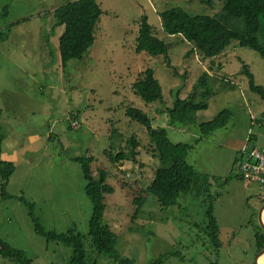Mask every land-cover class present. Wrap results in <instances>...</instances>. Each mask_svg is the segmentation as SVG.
<instances>
[{
  "label": "rangeland",
  "instance_id": "374dc122",
  "mask_svg": "<svg viewBox=\"0 0 264 264\" xmlns=\"http://www.w3.org/2000/svg\"><path fill=\"white\" fill-rule=\"evenodd\" d=\"M67 1L0 0L2 157L15 165L5 187L10 197H3L0 189V237L22 250L31 264H69L72 248L35 233L19 197L34 203L35 216L46 230L72 228L86 235L92 204L75 158L92 156L94 176L104 169L105 182L113 188L104 195L103 221L115 233L119 256L134 264H154L161 255L160 264H256L262 248L255 236L264 232L259 219L264 188L236 176L230 160L233 149L245 144L264 146V100L249 88L242 67L247 65L254 83L264 88V59L232 41L210 62L190 42L163 32L160 11L184 4L189 13L214 15L222 8L220 0L212 5L199 0H97L102 12L94 42L82 59L63 68L58 49L62 27L53 28L52 10ZM142 16L169 44L171 66L163 55L135 51ZM148 67L161 85V101L146 103L133 90ZM204 71L216 92L206 97L207 109L197 112L195 123L172 122L166 108L177 96L189 95ZM228 81L231 85L225 86ZM127 106L147 113L152 126L164 127L174 143H195L200 123L224 108L232 112L227 125L203 136L187 155L207 176L209 192L198 194L201 185L195 178L193 193L166 207L147 192L158 158L148 150L146 128L126 115ZM131 136L140 142L135 158L116 161L108 156L126 147ZM252 186L256 189L250 190ZM137 197L144 200L138 211ZM210 204L219 247L207 228ZM85 246L90 249L89 241ZM0 264L19 263L0 255ZM96 264L118 263L101 253Z\"/></svg>",
  "mask_w": 264,
  "mask_h": 264
},
{
  "label": "trees",
  "instance_id": "16d2710c",
  "mask_svg": "<svg viewBox=\"0 0 264 264\" xmlns=\"http://www.w3.org/2000/svg\"><path fill=\"white\" fill-rule=\"evenodd\" d=\"M199 1L212 5V0ZM220 1L222 2V8L214 15L189 13L181 6L184 4L160 11L161 28L166 34L177 35L182 40L190 42L192 50H197L210 62H213L214 58L222 54L232 41H236L239 47H249L257 51L264 59V0ZM101 12L97 0H71L52 10L53 28L62 27L58 36V49L63 68L72 59H82L84 53L91 47L95 39L94 32ZM2 36L3 31L1 30L0 38ZM135 41L136 52L145 51L150 55H163L166 64L171 66L168 56L169 44L155 35L153 26L148 23L146 16L141 17ZM242 67L243 72L248 77L249 88L258 93L264 100V88L254 83L253 74L247 65L243 64ZM208 77L209 73L204 71L198 77V81L189 95L184 98L177 96L173 101V105L166 108L172 122L195 123L197 112L207 109L206 97L216 93L212 91ZM230 85V81H228L225 86ZM132 87L134 92L146 103L162 100L161 85L154 74V70L150 67L144 69L138 75ZM200 93L201 98H197ZM126 115L146 128L150 138L148 150L158 158V165L147 185V192L155 195L161 206L175 205L180 195L193 193L195 178L198 179L201 185L197 193L209 192L210 183L207 182V176L202 175L188 162L187 155L194 148V145L202 140L203 136L227 125L232 117V112L228 108L222 109L208 121L199 124L201 135L195 140V143L172 142L168 137L167 130L160 126L153 127L152 118L139 108L127 106ZM3 139L4 136L0 126V189L3 197H10L5 187L15 170V165L12 161L2 157ZM249 140L250 137H247L246 141ZM139 144V140L135 136H131L126 147L116 152L115 156L111 153L108 156L116 161L133 159L136 155L135 147ZM244 146L249 147L247 144ZM252 147L264 148V146ZM240 150L233 161L232 169L235 170L233 173L236 176L242 178V175L236 171ZM75 161L79 162L81 166L82 176L86 180L84 192L92 204L87 234L83 235L75 232L72 228L66 232L46 230L35 216L34 203L19 197L28 207V214L33 222L34 232L44 236L47 241H58L69 245L72 248L69 264H96V257L101 253L108 254L118 264H134L133 259L118 255L115 249V233L103 221L104 195L113 191L112 186L105 182V170L99 169L98 176H94L90 168L92 156L76 157ZM134 201L137 204L136 211H138L144 200L141 201V198L137 197ZM206 215L209 222L207 228L211 239L219 247L221 244L218 238L219 226L213 214V205L210 204ZM255 239L257 246L260 249L264 248V232L256 233ZM85 240L89 241L90 249L86 248ZM0 255L19 264H31V260L25 256L22 250L12 246L1 237ZM161 262L162 255L154 264H160Z\"/></svg>",
  "mask_w": 264,
  "mask_h": 264
},
{
  "label": "built area",
  "instance_id": "2783aa9c",
  "mask_svg": "<svg viewBox=\"0 0 264 264\" xmlns=\"http://www.w3.org/2000/svg\"><path fill=\"white\" fill-rule=\"evenodd\" d=\"M239 154L236 171L258 188H264V148L243 146Z\"/></svg>",
  "mask_w": 264,
  "mask_h": 264
},
{
  "label": "crops",
  "instance_id": "0c3cea01",
  "mask_svg": "<svg viewBox=\"0 0 264 264\" xmlns=\"http://www.w3.org/2000/svg\"><path fill=\"white\" fill-rule=\"evenodd\" d=\"M244 146V145H243ZM242 146V147H243ZM256 146H260V145H256ZM242 147L240 148V149H242ZM240 149H233V155H232V158H231V160H230V162H231V165H232V167H233V161L235 160V157L237 156V152L240 150ZM243 179H245V178H243ZM247 180V179H246ZM248 181V180H247ZM249 183H254V182H250V181H248ZM249 185V184H248ZM248 185H246V186H248ZM257 185V184H256ZM250 190H255L256 189V186H252V187H250L249 188ZM262 219H263V221H264V211H263V213H262ZM257 263L258 264H264V254H262L258 259H257Z\"/></svg>",
  "mask_w": 264,
  "mask_h": 264
},
{
  "label": "water",
  "instance_id": "95a60500",
  "mask_svg": "<svg viewBox=\"0 0 264 264\" xmlns=\"http://www.w3.org/2000/svg\"><path fill=\"white\" fill-rule=\"evenodd\" d=\"M264 211V204L261 206L260 210H259V219H260V224L262 225V228L264 229V221L262 219V213ZM264 254V248H262V250L258 253V255L256 256V264L257 263V259Z\"/></svg>",
  "mask_w": 264,
  "mask_h": 264
}]
</instances>
